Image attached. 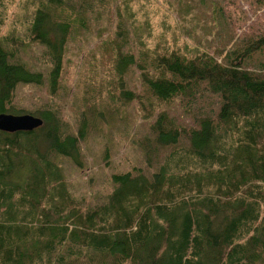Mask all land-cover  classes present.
Instances as JSON below:
<instances>
[{
  "label": "trees",
  "instance_id": "16d2710c",
  "mask_svg": "<svg viewBox=\"0 0 264 264\" xmlns=\"http://www.w3.org/2000/svg\"><path fill=\"white\" fill-rule=\"evenodd\" d=\"M8 1L0 0V112L20 113L12 103L17 84H40L47 76L56 90L67 40L94 9L91 0H28L36 3L28 44L42 43L50 62L43 75L18 59L23 42L1 33ZM115 29L103 41L118 79L106 81L107 90L153 116L152 137L139 140L148 143L144 159L153 168L112 172L104 202L85 207L58 160L81 164L88 115L77 132L51 106L37 109L43 122L32 130L0 129V264H264V72L245 64L255 54L264 60V33L218 60L207 51L136 48L127 44L126 28ZM132 67L144 93L118 90L116 82ZM204 90L217 104L194 124L164 110L202 98ZM160 146L172 151L153 164Z\"/></svg>",
  "mask_w": 264,
  "mask_h": 264
},
{
  "label": "rangeland",
  "instance_id": "374dc122",
  "mask_svg": "<svg viewBox=\"0 0 264 264\" xmlns=\"http://www.w3.org/2000/svg\"><path fill=\"white\" fill-rule=\"evenodd\" d=\"M27 3L28 0L8 1L7 20L1 33L6 31L21 40L23 44L17 45L16 51L18 59L47 75L50 62L46 47L34 39L28 44L30 10L36 3ZM91 3L94 10L89 14L88 9L84 11L88 14L85 25L72 31L67 40L56 90L49 89L45 76L40 84H17L12 99L16 107L25 110L20 113L36 114L37 109L53 107L74 132L88 115L85 137L79 141L81 164L66 157L58 160L61 175L73 195L82 198L85 207L104 202L113 187L112 172L141 167L148 174L153 168L144 159L148 143L143 145L139 141L150 133L152 137L153 116L145 117L135 100L126 104L114 100L106 86V81L118 79L109 69L110 50L103 41L116 35L118 24L127 29V44H135L136 48L148 45L153 48L158 44L161 48L185 49L188 53L207 51L217 54L218 60L239 41L243 45L264 33V0H103V3L91 0ZM255 55L245 64L256 73L264 72V60H259L263 55ZM123 80L116 82L119 92L122 85L140 93L147 89L135 67L128 69ZM216 98L204 90L202 98L177 100L164 110L178 122L194 124L196 116L217 104ZM99 106L103 113L95 116ZM170 151L171 147L165 146L155 149L153 164L168 157Z\"/></svg>",
  "mask_w": 264,
  "mask_h": 264
},
{
  "label": "water",
  "instance_id": "95a60500",
  "mask_svg": "<svg viewBox=\"0 0 264 264\" xmlns=\"http://www.w3.org/2000/svg\"><path fill=\"white\" fill-rule=\"evenodd\" d=\"M43 122L42 117L30 112H0V129L6 131L32 130Z\"/></svg>",
  "mask_w": 264,
  "mask_h": 264
}]
</instances>
